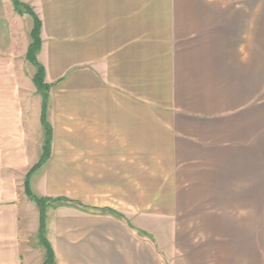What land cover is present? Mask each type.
Here are the masks:
<instances>
[{
	"label": "crops",
	"instance_id": "obj_1",
	"mask_svg": "<svg viewBox=\"0 0 264 264\" xmlns=\"http://www.w3.org/2000/svg\"><path fill=\"white\" fill-rule=\"evenodd\" d=\"M21 1L53 131L30 181L89 208L47 218L56 264H264L263 0ZM32 26L0 0V264L23 261L41 155ZM137 200L161 203L155 241L93 210Z\"/></svg>",
	"mask_w": 264,
	"mask_h": 264
},
{
	"label": "trees",
	"instance_id": "obj_2",
	"mask_svg": "<svg viewBox=\"0 0 264 264\" xmlns=\"http://www.w3.org/2000/svg\"><path fill=\"white\" fill-rule=\"evenodd\" d=\"M14 10L19 14H28L31 16L33 20V26L30 32L31 42L27 49L26 58L27 60L35 67V74L32 77V81L37 89V92L40 94L42 99L41 104V126L43 129V142L41 147V155L37 163H35L27 172L23 187L25 195L31 200V202L35 205L39 213V223H38V231L37 235L39 238L40 244L44 248V258L41 264H56V256L55 251L47 238V209L48 208H58V207H73L81 211H88L89 208L83 205L81 202L69 199L64 196H44L37 195L32 191L30 185V178L34 172L40 169L48 160L51 154V141H52V126L47 118V108L49 101V90L50 84L46 83L44 80V68L37 60V54L41 47V38L40 32L42 23L38 16L35 14L33 9L24 3L21 0H12ZM92 210V209H91ZM95 212L100 214L111 215L117 219L123 220L127 227L138 234L141 237L149 238L154 241L152 236L147 233L145 230L137 228L134 226L123 214L120 212L111 209V208H93Z\"/></svg>",
	"mask_w": 264,
	"mask_h": 264
},
{
	"label": "rangeland",
	"instance_id": "obj_3",
	"mask_svg": "<svg viewBox=\"0 0 264 264\" xmlns=\"http://www.w3.org/2000/svg\"><path fill=\"white\" fill-rule=\"evenodd\" d=\"M264 4V0H263ZM15 13H17L15 11ZM18 14V13H17ZM24 19L29 16L28 14L20 15ZM25 32L28 33L29 27L25 21ZM263 41H264V5H263ZM43 138L37 141L35 147L39 150L42 147ZM40 176V175H39ZM34 181H30V185L32 191L37 195H44L46 194L45 186H43V180L37 175L33 176ZM20 185V184H19ZM25 196V194H24ZM22 197V201L20 200V207H21V214L23 215L22 221V228L19 234V246L21 249V259L23 260L21 264H41L44 258V248L39 242V238L37 235L38 231V210L31 204L30 199L26 197ZM161 203L159 200L154 201H136V208L132 209V212H135L134 216H129L128 220L134 224L137 228L145 230L149 233L155 241L154 235H159L160 230V221L161 217H159L161 211ZM47 218L49 221L53 220L55 217L56 211L53 208L47 209ZM26 215V216H25ZM164 223H166L164 221ZM152 233H150V232ZM137 235L141 236L136 232ZM154 236V237H153ZM58 264H64L58 263Z\"/></svg>",
	"mask_w": 264,
	"mask_h": 264
}]
</instances>
